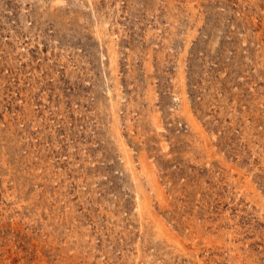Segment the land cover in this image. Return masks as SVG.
<instances>
[{"label":"rangeland","instance_id":"rangeland-1","mask_svg":"<svg viewBox=\"0 0 264 264\" xmlns=\"http://www.w3.org/2000/svg\"><path fill=\"white\" fill-rule=\"evenodd\" d=\"M0 264H264V0H0Z\"/></svg>","mask_w":264,"mask_h":264},{"label":"bare ground","instance_id":"bare-ground-1","mask_svg":"<svg viewBox=\"0 0 264 264\" xmlns=\"http://www.w3.org/2000/svg\"><path fill=\"white\" fill-rule=\"evenodd\" d=\"M143 166V165H142Z\"/></svg>","mask_w":264,"mask_h":264}]
</instances>
